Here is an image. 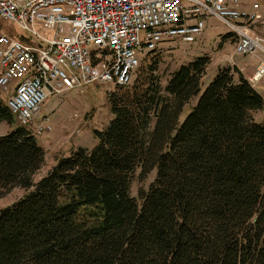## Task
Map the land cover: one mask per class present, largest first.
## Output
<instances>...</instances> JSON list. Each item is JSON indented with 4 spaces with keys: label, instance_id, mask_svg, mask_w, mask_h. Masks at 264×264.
Returning <instances> with one entry per match:
<instances>
[{
    "label": "trees",
    "instance_id": "1",
    "mask_svg": "<svg viewBox=\"0 0 264 264\" xmlns=\"http://www.w3.org/2000/svg\"><path fill=\"white\" fill-rule=\"evenodd\" d=\"M158 63L108 95L93 148L36 181L44 151L0 95V190L25 191L0 208V264H264L262 96L230 65L204 82L208 56L164 86Z\"/></svg>",
    "mask_w": 264,
    "mask_h": 264
},
{
    "label": "built area",
    "instance_id": "2",
    "mask_svg": "<svg viewBox=\"0 0 264 264\" xmlns=\"http://www.w3.org/2000/svg\"><path fill=\"white\" fill-rule=\"evenodd\" d=\"M210 18L233 35L228 65L264 54L261 0H0V19L30 37L0 33V95L18 125L40 136L50 127L34 119L49 97L127 87L143 55L164 42L193 43ZM263 76L260 64L249 83Z\"/></svg>",
    "mask_w": 264,
    "mask_h": 264
},
{
    "label": "rangeland",
    "instance_id": "3",
    "mask_svg": "<svg viewBox=\"0 0 264 264\" xmlns=\"http://www.w3.org/2000/svg\"><path fill=\"white\" fill-rule=\"evenodd\" d=\"M261 5L264 12V0H261ZM204 22L206 23L205 31L193 43L164 42L157 50L143 55L129 86L133 84L138 72L153 61H159L157 75L160 77V83L164 86L169 75L180 65L200 56H208L211 59L204 82L209 80L216 71L218 61L216 56L227 51H230L231 54L233 44L230 40L223 41L222 37L227 31L218 21L210 18ZM0 33H6L16 40L30 39L14 24L1 19ZM88 51H96V48L89 46ZM233 60H239L243 64L249 65L246 68L247 71L249 67L253 69L257 66L260 61L264 62V54L234 56ZM261 81L255 86L264 94V78ZM116 91V87L111 85L93 84L82 90L73 89L51 96L42 104L41 110L34 120L37 125L46 122L50 130L40 136L34 135L45 155L42 168L34 175L35 181L43 176L58 158L67 156L78 147L91 149L96 145L97 140L94 138L93 131L104 129L111 120L112 115L107 99L110 93ZM195 102L196 100H192L188 107L194 106ZM187 111L188 109L185 108L183 115ZM13 126H18V123L14 121ZM11 127L6 123L0 124V136L6 134ZM153 179L154 172L144 181L134 180L131 186V195L136 198L137 191L147 189ZM24 193L25 191L19 187L0 190V208L11 205Z\"/></svg>",
    "mask_w": 264,
    "mask_h": 264
},
{
    "label": "crops",
    "instance_id": "4",
    "mask_svg": "<svg viewBox=\"0 0 264 264\" xmlns=\"http://www.w3.org/2000/svg\"><path fill=\"white\" fill-rule=\"evenodd\" d=\"M233 50V49H232ZM229 54V55H228ZM232 54V53H231ZM230 54V51H227L225 53H221L219 55H217V65H216V69L220 66H223V65H226L227 64V59L231 56ZM211 60V59H210ZM219 62H222V64H219ZM234 63L236 64V66H233L235 67L242 75L243 77L249 82V78L253 75V73L255 72L256 68L260 65V64H264V62L260 61V63L255 66L253 69L251 67L248 68V70L246 71V68L249 66V65H246V64H243L242 62H240L239 60L236 61L234 60ZM215 64V63H214ZM228 65V64H227ZM232 67V66H230ZM242 70V71H241ZM246 72V74H245ZM248 75V76H247ZM264 78V76L257 82V83H254V84H251L253 86V88L262 96L263 98V109L261 111H258L257 113L254 114V118L257 120V121H261L262 119H264V115H263V112H264V94L258 90L256 88V84H258L262 79ZM262 82V81H261ZM260 82V83H261ZM264 85V83H263Z\"/></svg>",
    "mask_w": 264,
    "mask_h": 264
}]
</instances>
